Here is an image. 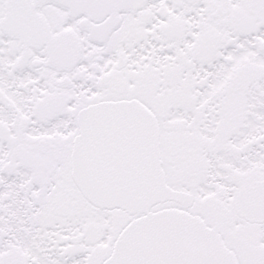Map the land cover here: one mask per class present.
Segmentation results:
<instances>
[{
	"label": "snow or ice",
	"instance_id": "1",
	"mask_svg": "<svg viewBox=\"0 0 264 264\" xmlns=\"http://www.w3.org/2000/svg\"><path fill=\"white\" fill-rule=\"evenodd\" d=\"M0 264H264V0H0Z\"/></svg>",
	"mask_w": 264,
	"mask_h": 264
}]
</instances>
